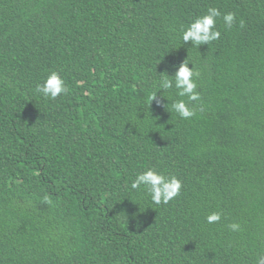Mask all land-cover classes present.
Returning a JSON list of instances; mask_svg holds the SVG:
<instances>
[{"label":"trees","instance_id":"1","mask_svg":"<svg viewBox=\"0 0 264 264\" xmlns=\"http://www.w3.org/2000/svg\"><path fill=\"white\" fill-rule=\"evenodd\" d=\"M186 60L198 101L160 87ZM0 264H264V0H0Z\"/></svg>","mask_w":264,"mask_h":264},{"label":"clouds","instance_id":"2","mask_svg":"<svg viewBox=\"0 0 264 264\" xmlns=\"http://www.w3.org/2000/svg\"><path fill=\"white\" fill-rule=\"evenodd\" d=\"M219 16L220 12L218 9L209 8L206 15L197 18L187 27L183 33V41L185 43L191 42L195 46L209 44L211 41L219 39L220 32L215 30L216 18ZM234 18V13H228L224 16L228 27L232 26ZM198 76L199 73L195 68H190L186 60L179 66L174 76L169 77L167 75V78L160 82V87L165 90L172 88L174 78V86L178 90L180 97L187 96L190 101H198L200 94L196 91L197 84L194 79ZM37 91L45 97L56 99L61 94H66L68 88L60 74L52 72L43 84L37 86ZM171 107L184 119H188L194 115L193 111L190 110L182 99L173 102ZM141 185L149 188L151 198L157 204L161 202L168 203L179 194L181 189V181L178 178L171 177L170 179H166L162 174L151 169L139 174L131 186L133 189H136ZM220 219L221 214L217 212L207 217L209 223L218 222ZM229 228L236 231L239 229V225L231 224Z\"/></svg>","mask_w":264,"mask_h":264}]
</instances>
